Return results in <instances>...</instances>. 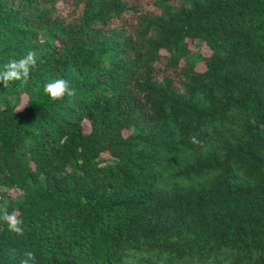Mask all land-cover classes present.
Returning <instances> with one entry per match:
<instances>
[{
  "label": "trees",
  "instance_id": "1",
  "mask_svg": "<svg viewBox=\"0 0 264 264\" xmlns=\"http://www.w3.org/2000/svg\"><path fill=\"white\" fill-rule=\"evenodd\" d=\"M29 51L0 264H264V0H0V69Z\"/></svg>",
  "mask_w": 264,
  "mask_h": 264
},
{
  "label": "clouds",
  "instance_id": "2",
  "mask_svg": "<svg viewBox=\"0 0 264 264\" xmlns=\"http://www.w3.org/2000/svg\"><path fill=\"white\" fill-rule=\"evenodd\" d=\"M37 65V56L33 51H29L24 57L19 60H11L0 69V82L4 87H7L10 82L20 81L26 84L31 71ZM45 93L53 100H62L65 96H75L76 90L65 79H56L50 83H47L44 87ZM192 142L196 143L195 137L192 138ZM0 220L4 221L8 229L17 235L24 234L23 221L11 215L6 209H0ZM20 264H35V255L31 251L24 253V258L21 259Z\"/></svg>",
  "mask_w": 264,
  "mask_h": 264
},
{
  "label": "rangeland",
  "instance_id": "3",
  "mask_svg": "<svg viewBox=\"0 0 264 264\" xmlns=\"http://www.w3.org/2000/svg\"><path fill=\"white\" fill-rule=\"evenodd\" d=\"M207 51H208L207 49H201V52H203L204 54L207 53ZM196 54H197V52L195 54H193V55H196ZM21 103L22 104L24 103V97H23Z\"/></svg>",
  "mask_w": 264,
  "mask_h": 264
}]
</instances>
